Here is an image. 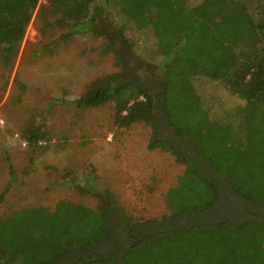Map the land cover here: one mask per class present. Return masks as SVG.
<instances>
[{
    "label": "trees",
    "instance_id": "trees-1",
    "mask_svg": "<svg viewBox=\"0 0 264 264\" xmlns=\"http://www.w3.org/2000/svg\"><path fill=\"white\" fill-rule=\"evenodd\" d=\"M111 4L119 5L136 29H150L155 40L150 53L161 62L156 86L160 109L153 95L128 81L123 71L96 77L73 100H54L78 109L113 101L117 127L140 121L154 127L163 116L176 136L191 142L211 165L214 173L208 174L223 178L231 192L264 211V0H0V64L11 69L36 8L42 36L54 25L66 26L56 39L31 51L33 58H42L56 54L75 34H97L95 20ZM100 52H112L121 62L110 39ZM197 78L219 83L241 102L212 119L195 88ZM47 134L33 116L20 130L30 146L39 145ZM156 146L185 165L177 184L164 192L167 222L213 208L227 194L220 181L208 178L176 146L155 138L149 147ZM10 173L13 178L11 168ZM95 178L91 170L77 187L81 193L102 196L105 206L91 208L63 199L53 209L25 207L0 215V264H55L72 250L103 238L112 221L121 228L126 225L124 229L156 223L128 214L107 189L93 186ZM7 189L0 192V204ZM227 201L242 209V216L233 219L214 211L212 220L201 217L169 233L126 241L130 247L118 257L108 251L79 264H264V216L232 197Z\"/></svg>",
    "mask_w": 264,
    "mask_h": 264
},
{
    "label": "rangeland",
    "instance_id": "rangeland-1",
    "mask_svg": "<svg viewBox=\"0 0 264 264\" xmlns=\"http://www.w3.org/2000/svg\"><path fill=\"white\" fill-rule=\"evenodd\" d=\"M197 1L188 0L190 4ZM36 11L11 69L0 64V192L8 185L0 215L25 207L53 209L63 199L91 208L99 203L105 206L102 196L81 193L77 187L93 170V186L107 189L128 214L163 224L168 214L164 192L177 184L185 165L177 162L170 151L149 147L155 139L153 127L141 121L127 128L115 126L113 101L78 109L54 100H73L96 77L123 71L128 81L153 95L159 109L156 86L161 62L150 53L155 46L150 29H136L119 5L111 4L95 20L97 34H75L56 54L33 58L32 50L66 30V26L54 25L42 36ZM109 39L119 50L122 63L114 53L100 52ZM20 84L26 86L25 90L19 88ZM194 84L214 120L225 108L241 102L217 82L197 78ZM31 116L48 133L37 146L28 145L20 137L22 126ZM168 137L171 129L158 131V139L168 142ZM192 148V143L186 146L187 150ZM108 250L96 247L101 253Z\"/></svg>",
    "mask_w": 264,
    "mask_h": 264
},
{
    "label": "flooded vegetation",
    "instance_id": "flooded-vegetation-1",
    "mask_svg": "<svg viewBox=\"0 0 264 264\" xmlns=\"http://www.w3.org/2000/svg\"><path fill=\"white\" fill-rule=\"evenodd\" d=\"M127 74V73H126ZM146 84H150V80L148 78H145ZM150 87V86H149ZM160 107V106H159ZM160 109V108H159ZM164 120V122L162 121ZM171 129V137H168L169 141L172 145L176 146V149L182 151L183 153L186 154L190 160H192L197 166L199 167V164H204L207 161L202 160L195 152V150L192 148V150H187L186 146L188 144H191L188 140H182L178 138L173 130V128L167 123L166 119L163 116L158 117L156 124L153 127V135L154 138H158V131L159 130H167ZM199 163V164H198ZM207 173H209L208 169L206 170ZM224 190H221V193H223ZM227 195V194H226ZM226 195L221 199L223 200ZM229 197H226V199L221 203L220 207L216 210V213L223 215L224 213L230 214V216L234 218H238L239 216H242L243 211L240 208H237L234 204H230V202L227 201ZM220 200V201H221ZM218 217V216H217ZM209 220H212V215H208ZM110 219H112L110 217ZM175 223V220H170ZM167 222V221H166ZM164 222L163 224H151V225H145V226H133V227H126V225L123 226V236L125 239L122 237V233L120 230L116 229V223L112 221L109 225L108 230L105 232L103 238L97 239L94 244L90 247L87 248H76L72 250L66 258L59 259L56 261L55 264H79L82 259L89 260L91 259L95 254H100L101 252L96 251V247L98 248H106L108 251H110L111 254L114 256L118 257L122 250L124 248H128L130 245H124V243L131 242V241H136L137 238L140 235H144V233L149 232V231H158L161 229L166 228V224L170 226L169 221L166 223ZM164 227V228H163ZM121 242V243H120Z\"/></svg>",
    "mask_w": 264,
    "mask_h": 264
},
{
    "label": "water",
    "instance_id": "water-1",
    "mask_svg": "<svg viewBox=\"0 0 264 264\" xmlns=\"http://www.w3.org/2000/svg\"><path fill=\"white\" fill-rule=\"evenodd\" d=\"M168 123V122H167ZM199 164V163H198ZM199 168L201 169V171L208 177V178H212L214 180H217V181H220L222 184H223V188H225L227 190V195L226 197H232L234 199H236L240 204H242L245 208H247L249 211H251L252 213H254L255 215H258V216H264V211H259L257 210L256 208L250 206L244 199H242L240 196L234 194L233 192H231L228 187H227V184L226 182L223 180V178H220L218 176H214V175H210L206 172V170H210L212 173L213 170H212V167L211 165L206 162L204 164H199ZM226 197L221 200L217 205H215L213 208H210L204 212H200V213H197V214H193V215H190V216H186L184 218H179L177 220H175V223L173 221H169L170 223V226L169 227H166L164 229H161V230H158V231H149V232H146L144 233L145 236H148V235H151V234H156V233H169L171 231H174V230H177V229H181L185 226H188L189 224H194V223H198L199 222V219L201 217H208V215H210L211 213H213L214 211H216L221 203L226 199ZM130 247V246H129ZM129 247L127 249H129Z\"/></svg>",
    "mask_w": 264,
    "mask_h": 264
}]
</instances>
